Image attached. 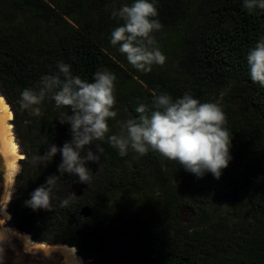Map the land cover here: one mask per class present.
<instances>
[{
    "label": "trees",
    "instance_id": "1",
    "mask_svg": "<svg viewBox=\"0 0 264 264\" xmlns=\"http://www.w3.org/2000/svg\"><path fill=\"white\" fill-rule=\"evenodd\" d=\"M133 2L7 1L9 15L29 12V19L20 24L0 19V97L11 108L14 121L12 105L20 92L35 89L44 75H62L59 61L71 66L73 76L88 82L97 70L113 73L114 96L120 106L115 104L117 117L108 121L110 132L105 139L90 146L100 160L88 164L95 171L82 197L67 207L59 206L69 196V187L79 182L65 174L57 181L51 211L25 206L29 194L56 173L57 154L47 167L34 165L29 184L17 193L18 199L8 203L11 220L34 242L74 247L98 264H264V87L252 82L246 60L248 51L264 38V10L249 12L244 0H155V19L162 25L152 34L156 47L166 57L167 42L173 46L169 64L166 61L151 74L129 64L121 68V59L111 48V32L123 23L112 17V11ZM31 18L35 21L30 22ZM37 21L43 23L41 28L33 24ZM222 91L228 94L220 107L232 159L218 180L211 173L197 178L178 162L151 150L144 156L129 152L121 157L107 142L113 120L136 118L135 108L150 103L153 94L166 92L175 99L187 92L204 103ZM40 107L41 116L29 111L34 156L42 154L47 144L60 146L70 138L68 126L57 123V114L49 117L54 102L45 99ZM152 186L159 190L161 209L151 203L133 214L127 212L135 210L128 202L111 206L116 192L145 194ZM242 198L251 220L244 222L246 229L236 223L225 238L192 236L189 226L181 224L184 210L195 216L235 205ZM84 206L91 210L87 219L79 215ZM117 248L120 254L111 255Z\"/></svg>",
    "mask_w": 264,
    "mask_h": 264
},
{
    "label": "clouds",
    "instance_id": "2",
    "mask_svg": "<svg viewBox=\"0 0 264 264\" xmlns=\"http://www.w3.org/2000/svg\"><path fill=\"white\" fill-rule=\"evenodd\" d=\"M249 12L264 10V0H244ZM155 0H134L131 5L113 9L112 17L123 23L114 28L110 44L118 45L128 63L136 70L149 72L153 65H163L166 57L156 47L154 32L162 28ZM249 75L253 83L264 87V38H261L246 56ZM62 75H44L35 89L20 92L18 104L22 111L41 116L45 99L54 102L56 121L67 125L69 139L62 145L47 144L42 154L33 157L34 165L47 167L59 154L56 173L45 178L26 200L25 206L36 210L51 211L57 181L65 174L78 178L80 184L92 180L89 163L96 164L100 156L94 153V141H103L110 132L108 121L117 117L114 109V81L116 76L107 70H97L92 82L71 74V66L57 62ZM66 109V110H65ZM136 118L120 121L118 134L107 135V142L121 157L132 151L138 156L150 150L178 162L185 171L197 178L211 173L219 179L232 159L231 139L224 127L226 117L218 103H201L189 93L173 98L162 92L153 94L150 103H139ZM131 167V161L126 162ZM75 192L60 200V207H67L75 199ZM4 232L0 230V240Z\"/></svg>",
    "mask_w": 264,
    "mask_h": 264
},
{
    "label": "rangeland",
    "instance_id": "3",
    "mask_svg": "<svg viewBox=\"0 0 264 264\" xmlns=\"http://www.w3.org/2000/svg\"><path fill=\"white\" fill-rule=\"evenodd\" d=\"M7 1L8 0H0V19H3V21H12L11 19H14V22L17 21L18 24L20 22H23L25 20L29 19V12L27 11H17L16 16L14 13L12 15H9L7 12ZM6 2V3H5ZM12 16V18H10ZM30 22H34V19H30ZM38 28H41L43 23L41 21H37L36 23H33ZM176 35L172 36L171 39L175 38ZM168 48L166 49V52H168V55L166 56L167 64L168 60L170 59L172 46L170 45L169 41L167 42ZM111 48L114 49L113 51L118 53L120 57V62L118 64L121 66V68L125 69L126 64H129L125 55L120 53L118 50V46L111 45ZM124 64V65H123ZM176 60L174 59L172 61V66H175ZM130 67H132L131 64H129ZM159 65H153L152 70L149 71L151 74H154V70L158 68ZM127 89L125 88V91ZM1 92V90H0ZM3 99V98H2ZM228 99V94L225 91L220 92L218 95H214L212 99V103H218L219 106H221L223 103L226 102ZM4 100V99H3ZM5 102V101H4ZM6 103V102H5ZM118 105V103H115ZM8 106V105H7ZM119 106V105H118ZM120 107V106H119ZM11 114L12 119L8 122V124L11 127V134L13 136V140L15 141L17 145V151H16V158H18L17 162L15 161V169L13 172L12 179L8 183L7 188V195L4 202V207L2 209V212L8 215V220H5L4 228L7 232L18 234L23 237H28L30 240V235L20 232L17 229V225L19 224L16 220H11V214H10V208L8 207L9 201L13 199H18L19 196H17V193L24 190L25 187L29 184L31 181L32 176L34 175V163H33V157L34 154L32 150L30 149V141L32 139V133L30 130V113L29 111H22L19 108L18 102H13L12 109L16 114V118L14 121V115L11 110V108L8 106ZM116 108V106H114ZM58 112V109L55 107L53 108L51 116H56ZM14 121V123H12ZM121 120H113L111 123V130L112 134H118L120 131V125L119 122ZM132 152V151H129ZM23 157L19 159V157ZM95 170H91V174L94 173ZM95 188V186H94ZM147 194V195H145ZM136 193L132 191H119L116 192L112 198L111 206L116 208L117 206L121 205L123 202H128V205L133 206L135 210L132 212L131 210H127L128 213L135 214L140 210L141 207L153 204V207L156 209H161V197L159 190L155 187H150V190L147 193ZM149 196V197H147ZM16 197V198H15ZM155 200V201H154ZM249 208L245 202V200L242 198L240 202H238L235 205L227 206L223 205L220 209L217 211L209 210L207 212L200 211L197 213V215H191L188 210H184L181 214V224L185 227L189 226L188 233L192 236H200L205 234H212V235H223L221 237H226L228 234V231H230L234 225L242 224L241 227L244 226L245 221H250V213L248 212ZM249 229V227H248ZM32 240V239H31ZM42 245H48L46 243H41ZM77 251V250H76ZM78 253V252H77ZM120 251L119 249H115L114 253L111 255H119ZM76 255V254H75ZM79 255V254H78ZM80 264H98V262L95 259H89V257H86L85 255H79L77 257ZM91 262V263H89Z\"/></svg>",
    "mask_w": 264,
    "mask_h": 264
},
{
    "label": "water",
    "instance_id": "4",
    "mask_svg": "<svg viewBox=\"0 0 264 264\" xmlns=\"http://www.w3.org/2000/svg\"><path fill=\"white\" fill-rule=\"evenodd\" d=\"M2 148L0 135V230L4 232V238L0 240V264H71L61 248L74 249L76 257H78L74 247L42 245L34 242L31 238L30 244H26L18 235L9 233L4 228L5 219L2 208L7 192L8 161ZM88 185L89 183L85 185L76 182L69 187L68 194L75 192V199H79L87 190ZM79 215L84 219L89 218L91 216L90 208L82 207ZM79 234L77 233V235ZM87 236L92 237L91 234H87Z\"/></svg>",
    "mask_w": 264,
    "mask_h": 264
},
{
    "label": "bare ground",
    "instance_id": "5",
    "mask_svg": "<svg viewBox=\"0 0 264 264\" xmlns=\"http://www.w3.org/2000/svg\"><path fill=\"white\" fill-rule=\"evenodd\" d=\"M11 119H12V114H11L7 104L0 97V135H1V139H2L3 153L6 156V159L8 161L7 188H8V183L10 182V180L12 179V176H13V172L15 169V161L17 162V160H18V158H16L17 145H16L15 141L13 140V136L11 134V127L8 124V122ZM18 157H19V159L23 158L20 156H18ZM6 195H7V192H6ZM4 219L8 220L7 214L4 215ZM16 235H18V237L20 239H22L26 244H30V240L28 239V237L25 236L22 238L19 234H16ZM61 250L67 256V258L71 264H80L76 255H75L74 249L61 248Z\"/></svg>",
    "mask_w": 264,
    "mask_h": 264
}]
</instances>
